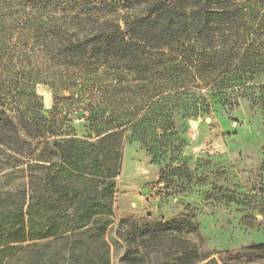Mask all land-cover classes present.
I'll return each instance as SVG.
<instances>
[{
    "label": "trees",
    "instance_id": "16d2710c",
    "mask_svg": "<svg viewBox=\"0 0 264 264\" xmlns=\"http://www.w3.org/2000/svg\"><path fill=\"white\" fill-rule=\"evenodd\" d=\"M255 1L0 0V40L16 36V53L43 61L35 77L54 97L45 117L31 85L0 87L2 163L25 180L0 197V264H111L125 142L162 136L181 96L195 103L184 118L200 112V83L223 89L233 72H256ZM4 45L0 57L11 53ZM88 94L95 103H83ZM75 112L89 124L82 139L66 137ZM224 259L264 262V244Z\"/></svg>",
    "mask_w": 264,
    "mask_h": 264
},
{
    "label": "rangeland",
    "instance_id": "374dc122",
    "mask_svg": "<svg viewBox=\"0 0 264 264\" xmlns=\"http://www.w3.org/2000/svg\"><path fill=\"white\" fill-rule=\"evenodd\" d=\"M253 5L264 27V1ZM260 40L257 52L264 57V37ZM3 44L11 53L0 57V87L31 85L43 97L48 117L53 93L35 77L44 70L43 61L16 53V36L0 40V49ZM23 75L26 81L20 82ZM209 84H199L200 112L190 111L184 118V110L195 103L181 96L169 106L178 104L162 136L152 131L144 143L136 134L125 142L114 224L106 238L111 264H225L227 252L264 244V62L251 75L233 72L223 89ZM88 99L96 101L88 94L83 103ZM68 120L66 137H87L89 124L82 112ZM6 153L0 150L1 198L12 184L25 182L22 173L10 177L13 171L2 163Z\"/></svg>",
    "mask_w": 264,
    "mask_h": 264
}]
</instances>
